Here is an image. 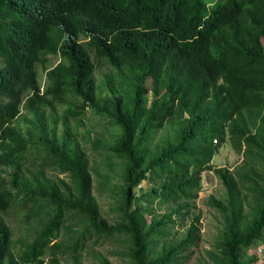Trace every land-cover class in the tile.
I'll list each match as a JSON object with an SVG mask.
<instances>
[{"label":"trees","instance_id":"obj_1","mask_svg":"<svg viewBox=\"0 0 264 264\" xmlns=\"http://www.w3.org/2000/svg\"><path fill=\"white\" fill-rule=\"evenodd\" d=\"M49 56L58 61L48 65ZM103 66L109 70L104 96L95 75ZM64 105L59 139L55 113ZM22 107L35 117L36 142L49 164L72 179L75 197L43 175L45 163L40 174L46 186L31 189L25 182L23 166L35 135L28 131L25 137L14 125ZM89 108L121 128L110 147L126 161L117 224L100 217L88 158L67 126ZM173 116V140L147 156L152 134ZM226 137L246 160L235 172L211 164ZM3 166L14 168L9 182ZM205 170L219 177L226 194L213 201L225 225L219 253L210 256L215 264H251L256 257L244 253L264 244V0H0V264H47L48 252L49 264H59L58 255L67 250L73 264H82L80 238L71 245L56 241L69 212L87 222L81 238L87 230L103 239L127 237L131 264H180L196 243L198 216L178 243L155 258H148L149 240L173 212L192 206ZM156 179L160 186L134 194L141 182ZM139 198L145 207L136 204ZM156 199L178 204L147 222ZM15 205L26 210V221L40 222L19 254L5 219Z\"/></svg>","mask_w":264,"mask_h":264},{"label":"rangeland","instance_id":"obj_2","mask_svg":"<svg viewBox=\"0 0 264 264\" xmlns=\"http://www.w3.org/2000/svg\"><path fill=\"white\" fill-rule=\"evenodd\" d=\"M58 61L57 56H49V64L53 65ZM109 71L106 66L97 68L95 75L97 83L101 85L102 96L106 93V88L102 86L104 73ZM38 77L43 86L44 70L38 66ZM147 84H149L147 82ZM125 93V91H121ZM149 100L152 95L147 97ZM126 99V97H125ZM108 101L101 99V105L105 106ZM66 105L59 106L55 113L57 120L55 127V136L61 139L64 130L63 120L59 117ZM49 111L46 110L45 115ZM34 115L22 107L19 116L14 121V125L28 137V131H32L35 138L30 137L29 152L23 166L25 182L31 189L46 186L43 175L49 181H56L61 192L66 197H75L76 189L72 179L66 173H59L52 168L48 161V153L41 143L36 142ZM48 121V130L52 128L51 117ZM78 119H69L67 126L74 133L82 149L88 158L90 174L92 178L93 199L99 206L100 217L108 224H117L121 220L119 204L121 200V185L124 183L123 174L125 168V159L116 154L110 147L114 145L121 135V128L112 118L95 109H87L85 115ZM175 116L164 122L162 128L152 134V141L146 145L147 156L153 157L158 150L165 147L173 140L177 121ZM29 138V137H28ZM44 159V160H43ZM246 160L241 152L231 144L226 137L223 144L214 154L211 164L214 168H227L231 172L239 170ZM45 163L44 174H40V168ZM3 178L9 182L13 173L12 166H3ZM59 180V181H58ZM63 181V183H61ZM161 180H147L134 188V194L138 196L140 190L150 191L160 186ZM201 189L195 199L192 200L190 208H183L179 212L172 213L171 222L162 223L159 226L157 234L149 240L148 258L157 257L167 245L178 243L188 230L190 223L195 222L194 217L198 216L195 222L197 236L195 244L188 246L182 254L180 264H215L210 253H219V242L222 240L225 220L220 208L214 200H225V188L217 175L212 171L205 170L201 173ZM243 194L245 191L243 190ZM246 202L251 203L250 194H246ZM136 204L145 207L146 200L140 199ZM178 203L169 201L160 203L158 199L152 202L150 214L146 213V221L151 219H161L165 213L176 207ZM136 206L131 204V208ZM24 210L21 206L15 205L8 210L5 219L13 231V251L19 254L25 249V245L36 235L40 227L39 217H33L29 221L24 218ZM245 212L249 213V206H245ZM86 221L77 216L74 212L66 215V222L61 229L59 238L56 241L64 245H71L76 238H80L81 247L77 250V259L82 264H131L128 256L129 243L125 236H114L111 238H100L89 230L85 232L83 238L80 233L86 228ZM72 251L67 250L65 254H59V264H73L74 259L71 256ZM245 257L255 256L256 260L251 264H264V244L253 245L244 253ZM50 253L45 257V263L49 264ZM51 264V263H50Z\"/></svg>","mask_w":264,"mask_h":264}]
</instances>
